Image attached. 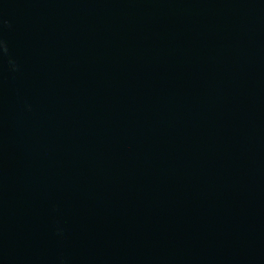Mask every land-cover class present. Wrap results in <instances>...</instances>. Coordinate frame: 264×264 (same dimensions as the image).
<instances>
[{
    "label": "water",
    "instance_id": "water-1",
    "mask_svg": "<svg viewBox=\"0 0 264 264\" xmlns=\"http://www.w3.org/2000/svg\"><path fill=\"white\" fill-rule=\"evenodd\" d=\"M0 264H264V0H0Z\"/></svg>",
    "mask_w": 264,
    "mask_h": 264
}]
</instances>
